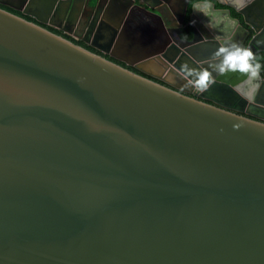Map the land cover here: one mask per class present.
Returning <instances> with one entry per match:
<instances>
[{
  "label": "water",
  "instance_id": "obj_1",
  "mask_svg": "<svg viewBox=\"0 0 264 264\" xmlns=\"http://www.w3.org/2000/svg\"><path fill=\"white\" fill-rule=\"evenodd\" d=\"M61 1L0 3L125 65L0 7V264H264V75L213 70L264 52V0H140L135 36Z\"/></svg>",
  "mask_w": 264,
  "mask_h": 264
},
{
  "label": "flooded vegetation",
  "instance_id": "obj_2",
  "mask_svg": "<svg viewBox=\"0 0 264 264\" xmlns=\"http://www.w3.org/2000/svg\"><path fill=\"white\" fill-rule=\"evenodd\" d=\"M94 1H96V0L61 1L60 4L65 9L63 11L64 12V17L67 18L66 24H68L69 20L73 16H76L77 17L76 30H81L83 28V26H82L83 24H81V22H85V17L87 16V9L88 10L90 9L89 7H91V5L93 4ZM151 1H154V0H150V2ZM135 2L141 3L140 0H132L131 2H129V0H100L99 1V7H98V9H99L98 17H100V19H101L102 13H103V16L104 17L105 16H109L110 14H108V13L112 9H114V10L115 9H119L120 6L127 5L125 17L127 18V22H130V24H131V28H130L131 33L130 34H134L135 30H137L135 28L137 25H144V26H150L151 25L152 26L154 24H158V22H157L158 19H157V17H156L155 14L150 13V12L144 10L143 8L136 6ZM160 2H162V0ZM57 4H59V3H57ZM4 5H7L9 7H12V6L8 5V4H4ZM14 9H16V8H14ZM160 9H161L162 12H164L163 11V6H161ZM17 10H19V9H17ZM185 15L183 16V20H182V22L180 24L181 30H182V28L185 25H187V23H186L187 22V15H186V17H185ZM172 20L175 21V22L177 21V17H175L173 14H171L170 19H168V21L171 22ZM41 23L47 24V25H49L51 27H54V26L48 24L47 22H41ZM54 28H56V27H54ZM56 29H58L61 32H63L59 28H56ZM64 33L70 35L71 37H73L75 39H79L78 37H75L72 33H68V32H64ZM172 35L175 36V37L177 36L175 33H173ZM84 44L88 45L91 48V50L96 51V52L102 54L103 56H106V57H108V58H110V59H112L114 61L119 62L120 64L125 65L123 61H121L120 59H118V58H116V57H114V56H112L110 54H108L107 52L100 51L97 48H95L92 45H90L89 43H84ZM242 48H244V46H242ZM117 53H120V52H118V50H117ZM126 66H128L129 68L134 69L135 71H137L139 73H142L144 75H147L146 73H144V72L136 69L135 67H133L131 65H127L126 64ZM263 69H264V66H263ZM263 73H264V71H263ZM147 76H149V75H147Z\"/></svg>",
  "mask_w": 264,
  "mask_h": 264
},
{
  "label": "clouds",
  "instance_id": "obj_3",
  "mask_svg": "<svg viewBox=\"0 0 264 264\" xmlns=\"http://www.w3.org/2000/svg\"><path fill=\"white\" fill-rule=\"evenodd\" d=\"M239 6H244V0H239ZM214 55L220 57V62L213 65V70L219 74L239 70L241 72H251L253 76L257 75L259 65L253 66L250 63L253 59V53L250 49L232 44L231 46H221ZM183 71L189 76L196 77L191 83L192 86L201 92L206 91L215 82L212 78V73L208 70L200 71L185 65Z\"/></svg>",
  "mask_w": 264,
  "mask_h": 264
},
{
  "label": "trees",
  "instance_id": "obj_4",
  "mask_svg": "<svg viewBox=\"0 0 264 264\" xmlns=\"http://www.w3.org/2000/svg\"><path fill=\"white\" fill-rule=\"evenodd\" d=\"M0 7H3V8H5V9H7V10L13 12V13H16V14H18V15H20V16L26 18V19L33 20V21L39 23L40 25H42V26L48 28L49 30H51V31H53V32H55V33H58V34H60V35H62V36H64V37L70 39L71 41H73V42H75V43L81 44L82 46H84V47H86V48L91 49L88 45L84 44L81 40H79V39H75V38L71 37L70 35H68V34H66V33H64V32H61L60 30H58V29H56V28H54V27H51V26H49V25H47V24H44V23L38 22V21H36L34 18H32L31 16H29V15H27V14H25V13H22L21 11H19V10H17V9H14V8H12V7H9V6L4 5V4H2V3H0ZM187 12H188V10H187ZM187 12L185 13L186 15H187ZM233 13H234V12H233ZM186 15H185V17H186ZM182 30H183V32H185L187 35H189V33H190V25H188V24L185 25V26L182 28ZM101 55H102V54H101ZM105 57H106V56H105ZM107 58H108V57H107ZM109 59H110V58H109ZM111 60H112V59H111ZM116 62H117V61H116ZM250 62H252L254 65H257V64H258V65H259V69H258L259 72H260L261 74L264 75V73H263V66H264V52H263V51H256V52H254V53H253V59H252ZM118 63H119V62H118Z\"/></svg>",
  "mask_w": 264,
  "mask_h": 264
},
{
  "label": "crops",
  "instance_id": "obj_5",
  "mask_svg": "<svg viewBox=\"0 0 264 264\" xmlns=\"http://www.w3.org/2000/svg\"><path fill=\"white\" fill-rule=\"evenodd\" d=\"M231 12H232V13L234 12L233 14H235V11H231ZM136 32L138 33V31H136ZM137 33L134 32L133 36H135ZM130 35L132 36V34H130ZM137 46H138V45H137ZM130 47H131L132 50H134V49L136 50V48H134V47H132V46H130ZM140 48H141V47H140ZM142 48H143V47H142ZM138 52H140L139 49L137 50V53H138ZM135 53H136V52H135ZM135 53H134V54H135Z\"/></svg>",
  "mask_w": 264,
  "mask_h": 264
}]
</instances>
